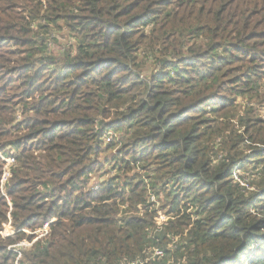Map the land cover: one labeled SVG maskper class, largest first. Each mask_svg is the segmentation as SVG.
Instances as JSON below:
<instances>
[{"label":"trees","instance_id":"trees-1","mask_svg":"<svg viewBox=\"0 0 264 264\" xmlns=\"http://www.w3.org/2000/svg\"><path fill=\"white\" fill-rule=\"evenodd\" d=\"M131 262L264 264V0H0V264Z\"/></svg>","mask_w":264,"mask_h":264},{"label":"rangeland","instance_id":"rangeland-1","mask_svg":"<svg viewBox=\"0 0 264 264\" xmlns=\"http://www.w3.org/2000/svg\"><path fill=\"white\" fill-rule=\"evenodd\" d=\"M53 36L57 39V40H54V39H51L50 40V47L51 49H53L56 53L58 51H60V49L64 46L65 43H68L70 41H73L72 40V36L71 34L68 32V31H62V32H58V34H53ZM58 41V43H57ZM144 62H143V68H144V71H146L147 73H149L150 71H152L154 69V61L151 60H145L143 59ZM146 74V73H145ZM111 139V138H109ZM10 158L12 157H8L5 159V161H7V165L5 166L4 168V176H7V178L3 181L2 180V189L4 192H6V183L8 182V179L10 178L11 174H9V171H11V166L8 164V161L10 162ZM12 172V171H11ZM97 182V177L94 176L93 179H92V184L93 183H96ZM91 184V185H92ZM167 218L168 216L165 215L163 212H160L159 215H158V222H166L167 221ZM11 222H9L7 225H6V228L4 230V235L5 236H10L12 235L13 233H15V231L11 228ZM49 224H45L44 225V228L40 231H38L37 233L39 234L37 238H35V241L40 239L41 237L45 236L48 232H49ZM21 245H26V242H23L21 243ZM132 263V262H131ZM130 263V264H131Z\"/></svg>","mask_w":264,"mask_h":264},{"label":"built area","instance_id":"built-area-1","mask_svg":"<svg viewBox=\"0 0 264 264\" xmlns=\"http://www.w3.org/2000/svg\"><path fill=\"white\" fill-rule=\"evenodd\" d=\"M8 157H11V156H8ZM8 157H5L4 160H5L6 158H8ZM9 160H10V162L8 161V164H9L11 167H12V166H15V159L12 157V158H10ZM6 165H7V161H6ZM6 165H5V166H6ZM9 174H11V171H9ZM3 175H4V173H3ZM6 178H7V176H4V177L2 178V180L4 181ZM131 264H137V262H132Z\"/></svg>","mask_w":264,"mask_h":264}]
</instances>
